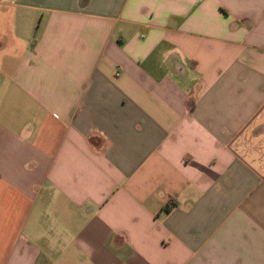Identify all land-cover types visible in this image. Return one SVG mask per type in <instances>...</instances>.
<instances>
[{"label": "crops", "instance_id": "obj_1", "mask_svg": "<svg viewBox=\"0 0 264 264\" xmlns=\"http://www.w3.org/2000/svg\"><path fill=\"white\" fill-rule=\"evenodd\" d=\"M0 264H264V0H0Z\"/></svg>", "mask_w": 264, "mask_h": 264}, {"label": "built area", "instance_id": "obj_2", "mask_svg": "<svg viewBox=\"0 0 264 264\" xmlns=\"http://www.w3.org/2000/svg\"><path fill=\"white\" fill-rule=\"evenodd\" d=\"M173 205H174V203H173V202H170L169 207H170V208H173Z\"/></svg>", "mask_w": 264, "mask_h": 264}]
</instances>
